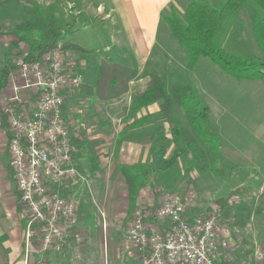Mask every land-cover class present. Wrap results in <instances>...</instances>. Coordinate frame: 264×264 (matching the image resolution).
Listing matches in <instances>:
<instances>
[{
	"label": "trees",
	"instance_id": "1",
	"mask_svg": "<svg viewBox=\"0 0 264 264\" xmlns=\"http://www.w3.org/2000/svg\"><path fill=\"white\" fill-rule=\"evenodd\" d=\"M8 16L12 19L10 32L14 38L8 42L7 48L11 55L13 51L14 54L0 61V93L9 74L19 67V61L37 59L59 43L61 48L89 53L75 43L64 41L71 27L55 16L52 5L37 0H1L0 21ZM160 21L161 36L169 38L167 45L171 44L170 48L183 55L184 68L180 71L183 78L194 71L200 58H206L233 80L264 81V0H189L182 10L171 3L161 12ZM2 26L0 22V30ZM242 37L244 41L237 40ZM150 64L147 60L144 68ZM139 74V70L129 63L102 59L95 77L88 81L81 79L71 96L65 98L63 116L68 122L69 101L75 96L86 97L90 105L92 102L107 104L118 101ZM143 75L147 81L133 93L130 104L123 108L124 126L116 137L117 150L122 141L143 136L151 143L150 164H118L131 208L140 190L147 185L154 188L153 179L161 174L171 181L172 174L177 173L179 179L193 184L192 170L221 176L229 175L231 171V167H223L220 138L208 125L209 106L197 87L190 81L176 78L168 67L148 68ZM153 103H158L159 109L149 113L147 109ZM2 123L7 126L9 139L8 124L5 119ZM97 123L100 128L109 124L101 117ZM68 128L77 169L81 173L88 172L91 178L102 184V159L108 155L99 149L102 140L87 133L86 127H81L77 136L71 133L74 124L68 122ZM172 168L176 170L171 171ZM16 193L17 201L22 202L18 189ZM234 194L229 192L215 202L221 217L232 219L235 226L243 227L249 222L254 205L243 201L230 205L229 199ZM18 208H21L20 204ZM75 226L76 223L71 234ZM247 264L254 263L250 261Z\"/></svg>",
	"mask_w": 264,
	"mask_h": 264
},
{
	"label": "rangeland",
	"instance_id": "2",
	"mask_svg": "<svg viewBox=\"0 0 264 264\" xmlns=\"http://www.w3.org/2000/svg\"><path fill=\"white\" fill-rule=\"evenodd\" d=\"M73 1L46 0L48 4L54 6L55 16L68 22L71 27L70 32L64 38L65 42L81 44L98 57H100V54H106L105 46L110 45L112 47L118 43L123 48L120 41L116 42L114 40L117 28L115 21H100L98 17L96 20L84 19L87 18V12H82L75 16L76 5L73 4ZM92 11L94 10L91 9ZM0 22L3 25L0 30V61H3L11 55L7 46L14 36L10 32L12 19L9 16L3 17ZM161 34L160 28L159 39L162 37ZM243 39L242 37V39L237 40L244 41ZM167 44L164 45L165 49H167ZM170 45L165 51L169 55H160L158 53L156 56H151L149 59L151 64L148 68L168 67L169 70L174 71L176 78L183 79L182 81H190L197 87L200 95L209 106L208 125L211 130L218 133L220 138L223 167H231V171L229 175L224 174L221 176L211 172L197 173L192 170L190 175L195 177L193 184H188L182 178L179 179L177 173L172 174L171 181L169 177L164 179L166 181L165 185L159 182L156 184V190L141 193L140 199H137L133 208L129 210L128 215L130 216L127 227L130 225L132 212L135 207L142 206L148 207L147 210L154 209L158 205V198L162 192L173 193L183 197L186 203V210L191 216H205L210 213L216 217L220 235L229 239V246L233 248L238 264H247L250 261L255 264L253 252L256 247L264 245V185L262 187L259 186L264 184V81L239 82L233 80L206 58H200L194 71L187 73L183 78L180 73L181 69L184 68L183 55L178 51L175 52V49L170 48ZM21 46L24 47L23 44ZM62 49L70 54L75 53L74 56L72 55L75 60L74 63H76V66L80 65L77 57L79 52L73 51L71 53V50ZM89 57H91V54ZM148 68L145 69L143 67L142 75ZM68 96L71 95L69 94ZM124 96L121 97V101L110 102L111 104L107 105V107L101 106L99 105L100 103L96 102H92L90 105V101L86 97L75 96L69 101L68 122L75 126L78 124V127L85 126L87 122L91 126L90 132L99 133V137H102L104 143L110 147L111 143L114 145L113 139L109 135L103 134V130L107 127L100 128L97 121L98 118H105L107 115L115 118L119 115L121 116L124 100L126 101V99L123 100ZM75 114H77V118H75ZM89 114L91 117L88 118ZM100 130L102 133L99 132ZM102 152L106 153L107 149L102 148ZM229 154L230 157L232 154L234 156L231 159L233 163L226 161L229 158ZM0 159L2 164L4 163V170L7 171L6 179L10 182V186L13 187L14 181L9 173L8 161L4 155H0ZM102 163V184L97 183L93 177L92 183L88 172L82 173L86 178V182L79 180L77 199H80L82 194H84L82 200L88 202V212L90 214L87 222V228L90 230L87 241L81 247L77 242L72 243L69 255L60 264H128L126 261L127 255L125 256L124 254L122 255L123 259L119 263L112 261L106 231L105 244L103 245L102 218L105 221L104 210L106 209L107 211V208L111 209L109 205L114 202L115 204L120 203V205L126 203V200L122 198L126 195L124 196L122 191L121 177L117 175L116 155L110 156L106 161L103 158ZM174 170L176 169H171V171ZM225 173H229V171L225 170ZM246 178L251 180L247 184L249 186H237L240 181L245 182ZM87 183L91 184L92 192ZM231 188L233 190H230ZM229 192L235 193L229 199L230 205L234 206L242 201L254 205L251 218L243 227L235 226L232 219H225L220 215L221 213L215 201L219 197L227 196ZM101 197L106 207L98 200ZM108 198H113V201H108ZM19 204L21 205L20 209L24 211V204L17 201L18 206ZM150 206L153 207L150 208ZM109 218L108 220L113 222L114 225L111 228H117L115 218ZM127 250L129 251L128 248ZM247 251H249L248 256H246ZM64 253H67V249L63 251ZM130 258L132 259L131 256Z\"/></svg>",
	"mask_w": 264,
	"mask_h": 264
},
{
	"label": "built area",
	"instance_id": "3",
	"mask_svg": "<svg viewBox=\"0 0 264 264\" xmlns=\"http://www.w3.org/2000/svg\"><path fill=\"white\" fill-rule=\"evenodd\" d=\"M74 61L59 43L37 59L19 61L0 93V122L5 119L10 130V166L25 207L26 239L36 237L40 251L65 246L79 202L62 190L86 182L62 112L65 98L81 82ZM157 204L132 212L125 238L133 264H238L213 214L191 217L183 197L165 191ZM253 257L264 264V245Z\"/></svg>",
	"mask_w": 264,
	"mask_h": 264
},
{
	"label": "crops",
	"instance_id": "4",
	"mask_svg": "<svg viewBox=\"0 0 264 264\" xmlns=\"http://www.w3.org/2000/svg\"><path fill=\"white\" fill-rule=\"evenodd\" d=\"M37 1L42 2L43 4H48L46 0ZM188 1L189 0H74L73 4L76 5V12L74 14L75 16H78L82 12H87V18L84 19L90 18L91 20H96L98 17L100 21H115L117 28L115 32L116 37L114 38V40L116 42L120 41L123 47L121 48L118 43H116L115 46L112 47H110V45L105 46L106 54H100V57H98L93 54L88 48L82 46L81 44L75 43L80 47L89 50V53H77L78 62L80 63V65L77 67V70L81 76V79L87 81L92 80V78L95 77L96 68L102 59H109L119 63H129L132 67L138 69L140 74L130 82L128 92L124 94L125 96L123 95V100L126 99V101L124 100L123 103V111V108L130 104L133 93L137 89L142 88L147 81V77L141 74L147 60H149L151 56H156L158 53L160 55H169L165 52L168 49V45L167 49H165L164 47L167 41H169V38L164 35L163 37H161L159 42L158 37L161 24V12L171 3H174L177 8L182 10L184 4ZM91 9H93L94 11L91 12ZM72 52L73 51H71V53ZM74 54L75 53H72L73 56ZM90 54L91 57H89ZM142 81L144 82L142 83ZM6 86H8V84ZM119 100L121 101L122 98ZM111 103H100L99 105L107 107V105ZM158 109V103H153L149 105L147 110L149 113H153ZM75 118H77L76 115ZM124 118L125 113H122L121 116L119 115L116 118L114 116L108 115L103 118L104 120H107L109 122V124H106L107 128L103 130V134L109 135V137H111L113 139L112 141L114 142V145H112L111 143L110 147H108V144L104 143L102 137H99V133L95 134L94 132H90L91 126L88 125L86 121L85 126L78 127V124L76 126L74 125V130L71 133L72 135L77 136L80 128L86 127L87 133L91 134V136L101 139L102 142L99 146V149L102 151V148H106L108 152V155L104 157V161H106L110 156L116 155L117 165L121 163L133 164L136 162H147L150 164L151 158L149 157V150L151 143L145 136L134 140L122 141L119 145V149L117 150L118 146L116 143V137L121 131V128L124 126ZM81 122L83 123V121ZM99 132L102 133L101 130ZM7 145V126L1 121L0 155H4L8 161V169L10 176L14 181V185L13 187H11L10 182L6 179L7 171L4 170V163L2 164V161L0 159V264H60L62 263V261H64L65 257L69 255L68 253L70 252L69 249H71L72 243L77 242L81 247L87 241L88 233L90 231L87 228V222L90 217V214L88 212V202L82 200V198H84V194H82V197L78 199V211L75 220L76 226L67 243L61 250L49 249L40 251L38 249V239L36 237L31 238V240L27 242L26 215L22 209L18 208L17 205V196L15 193L17 191V186L11 171L10 156ZM230 154L229 158H227L226 161H228L229 163H233L231 159L234 156L232 154L230 157ZM117 172L118 177H121L120 172L118 170ZM164 179V174H161L160 176L153 179L154 188H151L150 185L143 187L137 195L134 203H136L137 199H140L142 192L156 190V184H158L159 182L165 185L166 181ZM92 180L93 179L90 178L91 182ZM121 180L123 184L122 191L124 192V196L126 195L122 198L126 200V203L120 205V203L115 204L114 202L113 204L109 205L111 209L107 208V211L106 209L104 210L105 221L104 218H102V239L104 245L106 231L110 257L112 258V261L114 263H119L123 259L122 255L124 254L125 256L127 255V263L133 264V257L130 254H127V252L129 251L127 250L128 245L125 238L126 227L129 223L130 216L128 214L131 207L129 203L127 204L128 197L122 177ZM245 180L246 183L244 181H240L237 186H249L247 184L250 183L251 180L249 178H246ZM79 184V181L75 183H68L62 190V194H70L77 198V195L79 194ZM262 185L264 184H260L259 186L262 187ZM88 186L90 187L89 189L92 192L91 184H88ZM230 190H233V188H231ZM112 199L113 198H108V201H113ZM98 200H100L104 207H106L102 197ZM152 207L153 206H150V208ZM109 217L115 218V221L117 222V228H111L114 227V225L113 222H110V220H108L110 219ZM66 249L67 253L63 254V251ZM130 256L132 257V259L130 258Z\"/></svg>",
	"mask_w": 264,
	"mask_h": 264
}]
</instances>
